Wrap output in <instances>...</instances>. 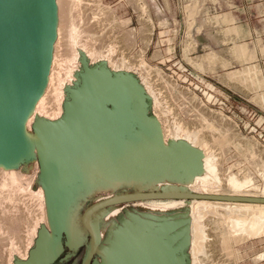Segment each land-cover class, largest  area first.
I'll return each instance as SVG.
<instances>
[{
	"label": "rangeland",
	"instance_id": "374dc122",
	"mask_svg": "<svg viewBox=\"0 0 264 264\" xmlns=\"http://www.w3.org/2000/svg\"><path fill=\"white\" fill-rule=\"evenodd\" d=\"M158 1L160 3L161 9H158V7L155 6L153 0H83V3L81 4V8L83 9L79 8L80 10L78 9L74 11L76 15L78 14L80 17L82 16V19H79V27L84 26V28L86 29L84 30V34H82L81 38L85 40L84 42L82 41L83 43H86V45L89 44L88 46H86L88 47L86 50L90 49L89 51H91L93 50V48L95 51L98 50V52L96 51L97 53L93 50V54L87 51V53H89L87 54L86 59L89 65L92 68L98 65V63L101 62V55L102 57L107 59L108 66L112 71H114L115 68L120 65L122 66V68H124L123 70H125L126 73H129L131 75L133 74L134 78L137 81L139 80L138 83L140 82L139 84L143 88L145 87V95H147L146 98L148 99L149 116L156 119L161 126L162 141L160 140L161 142H159L158 140H155V142L158 151H162V153L158 152V155H155L153 153H149L148 151H143V153H138L140 154L138 155V157L133 158V162L131 161V158H127L123 161V169L114 176L99 179L93 186V192L91 194L87 192V189L89 187H92L95 179L90 176V178L86 180L92 182H90L89 184H81L80 186L71 189L68 192L67 197H65V194L60 196V199H62V202L60 204H62L63 202H66L67 204L64 207L60 206L59 204L60 207L56 209H50V195L45 178L43 176V168L41 166L38 155L35 157L34 155L32 156L30 154L31 157L21 160L20 162H18V164L17 162H12L13 164L3 163L6 167L10 165V167H8L11 168V171L15 170L14 176L16 180L14 181L18 183H15L13 181V184L10 185V183H12L10 181L4 180L5 183H3L4 181H0V183H2L0 184V186L3 185L4 187H2L4 189H6L8 186L16 187V189L14 187H10L11 189L8 188L6 189V191L3 190L5 193H0V208H2L1 206L6 207V209L2 208L4 209V211L6 210V213H4V211L0 209L1 212L3 211L2 214L0 212V218L2 219L3 213V216H6L7 214V216L10 217V215L14 216L15 214V217H18L21 209L24 210L25 216H28L32 212V214L28 216L29 218L30 216H32L31 218H33L34 216L37 218L38 214L39 216L37 219L38 222L36 221V223L33 224L34 228H36L34 229L35 232L32 231L34 233L28 235V237L24 236L21 241L19 239L20 243L19 241H17L18 239L15 241L16 243H11V250L8 247L9 244L7 246H3L2 250L0 251V264H2V262L3 264H9V261L10 263L15 264V261L17 260H25L22 259L24 258V250H27L28 256L30 249H32L35 245L38 231L42 226H46L51 232H57V230L60 229V231H62L63 233V243L66 249L65 254L61 258L57 259L53 264H82L87 254V250L90 246V233L88 228L84 226L82 222L84 211L92 204L113 196L133 192H142L141 186L143 184L151 181V179L160 177L163 173H166V165H168L172 169V165L175 164H177L178 166H185L183 168H180L179 170H176V172L173 173L171 177L168 175L167 177L157 181L154 185H152V187H150V189H148V192L182 191L185 193L209 195L206 194V191H204L201 187L197 185V187H191L189 184V179H191L193 183L195 178L198 176L206 177L207 169L205 165L203 168L197 169L194 175H191V177L187 176V171L189 170V168L192 166L196 168L197 162L193 164L190 163L191 161H194L193 159L190 160L193 155L185 148H183V146L179 145V141H181L182 139H192V137L194 136L193 139L195 141V145L200 151H202L203 156L204 151H206V148L209 147V145H216L217 147L212 146L214 147L212 148V150H214L213 153L211 149H207L206 153H211L210 155H214V158L217 157L218 159L215 158L217 159V163L219 162L218 160L220 156V160L222 163L221 172L223 171V174H221V176L223 177H225V173L229 172L228 170H230L231 166L234 167L233 169L231 167V171L235 173L239 171L238 167H236L238 165L243 168L246 166H251L252 172L254 171L255 165L253 166V161H255V159L251 158L253 159V161H250V156L248 157L247 155H245V157L244 155H242V153H244L242 151V148H237L236 145L235 147L233 145L235 144L234 142L232 144L227 143L226 146L224 142H221L222 129L216 128V120L218 117L227 118L226 122H228L227 124L228 127H230L231 132L230 137H232L233 140H239L236 136L238 134L239 137L253 140L254 143L258 144L255 147H258V149L260 150H264V133H261L260 131L256 133H249V131H244L243 125L245 124L247 119L245 118V115L239 110V108H242L241 111L244 112L246 111L245 109L252 108L258 112L259 116H261V114L264 113V106L257 102L256 96L264 92V88L258 91H251L244 86L242 87L232 82L229 83L228 80L229 72L237 69H243L247 65H249L242 62L240 58H237L234 52L235 45L244 42H240L238 35L235 39L232 35L236 32L231 30L230 28L222 30L224 29V26L228 25V22H221V19L224 16L220 13H216L215 11L211 12L210 9L205 6L204 2H202L201 0ZM213 1L214 4L218 3V0ZM217 17L222 18L220 19ZM88 27L91 28L89 30L90 33H88ZM212 29L216 31L212 32ZM131 34L135 35V38L134 36L132 37ZM59 35V38H61L60 36H63L64 38V35ZM128 35L130 39H125ZM123 37L125 41L123 40ZM133 38L135 40H133ZM130 40H133L131 41L132 43L130 42ZM89 41H92L94 44H91ZM119 41L123 44V47H120V45L122 44ZM129 42L131 44H129ZM111 44H115L117 46L116 51L113 53V55H110V52L108 50L109 45ZM91 45H94L93 48L91 47ZM61 46L63 47V45ZM61 46H58L60 47V53L64 52L65 54L63 53V56L67 55L64 51L65 47L61 49ZM99 51H101L102 53H100ZM209 53H216L215 55L217 56L209 60L206 58ZM111 58H113V60ZM204 58L207 60H205ZM83 62L86 63L85 60ZM125 62L127 63V66H124V64H126ZM200 62L202 63V67L199 64ZM68 63L71 64L72 62ZM112 63L114 66L112 65ZM250 64L257 65L258 70L260 68L259 74L261 75H259V77L261 76L263 81L264 58L263 60H259L255 57V59ZM54 65H56V63H54ZM75 65L80 67L81 71H83L82 60L76 59ZM58 66V64L54 66L56 67L55 69H57ZM128 69H130V71ZM257 83L258 82L256 80V84ZM48 85L49 88L52 89L50 87V82L48 83ZM225 97H229L231 103L234 105V109L230 113L223 111V109L221 108L223 98ZM239 103L241 104L238 105ZM52 104H49V106ZM35 109L38 110V108ZM36 110L33 109L34 112H36ZM162 111L165 112L163 113ZM204 117L206 119H211V122L212 120H215L216 122L214 124H211L208 120H204ZM167 120L168 122L170 121L169 123L172 124V127L169 126ZM207 122L210 123V125ZM31 123L33 124V122ZM30 124L28 125V127H30L31 129L27 128V130L30 132L29 135L34 136L35 133H32V124ZM165 124L170 127V131L173 129L176 133L172 131L171 134L170 132H168L170 134L168 135V133L165 132ZM220 126L222 127L223 124L217 127ZM180 128L181 130H183H179ZM173 135L175 136V138H177L176 140H178L176 144H172V142L170 141V138ZM195 136H197L198 138L205 137L207 139V142L210 141L209 143L211 144L206 145L205 140H200L201 138L197 139V137L195 138ZM147 137L145 138V140H148L149 137ZM141 141H144V139L140 140V143ZM221 146L225 150H222ZM236 148L241 150H237ZM226 153L228 154L226 155ZM263 156L264 153L262 155V158H264ZM184 160H188L186 162L187 165L185 162L183 163ZM13 165L17 169H14ZM15 174L17 175V178ZM0 179L3 180V177ZM257 179L259 180L258 183H263V180L260 178V176H257ZM7 182L9 183V185ZM22 183L24 185H22ZM2 187L0 188L2 189ZM19 187L23 189L30 188V191H27L26 189L23 190ZM198 187L200 188V190L197 189ZM20 189L22 190L21 192L26 193H20ZM12 191L15 192L13 193ZM9 192L10 194H8ZM31 192L32 194L35 193V195H30ZM27 193H29V195H27ZM3 196H6V198L4 199ZM23 196L25 198L29 197V199L25 201L26 199L24 200ZM11 198H13V200ZM36 198H38V201L35 200ZM55 198L56 197H54V199ZM22 199L25 202H23ZM2 200L5 202V204H3L4 202ZM194 200L228 202L227 200L211 199H154L116 204L96 210L92 213V224L96 228H98L100 234L101 243L99 245V248H102L107 244L114 227L121 226L126 219H132L134 220L133 222L135 224L144 223L147 224L149 228L154 232H161V235L164 237L166 244L168 243L169 245H171L169 247H172L176 251V255L180 258V262L178 264L203 263V261H198L199 254L197 255V252H199L201 256L204 252H202L201 250L203 249L206 252L207 247V252H209L210 254L209 260L211 261L206 264H211V262L212 264H264V259L262 258V256L264 257V233H261L256 238L243 240V242L237 241L236 243V240H233L231 243L232 246L234 245L233 247L230 245L231 247L228 248V245H221V243L219 242V238H216L218 232L214 227V223H210L209 225L207 223L209 219H206L207 221L205 222L200 221L201 218L203 220L206 217H200L197 214L193 213V210L191 209V201ZM26 202H28L29 208L31 207L30 209L27 208V204L26 206L21 208L22 205H25ZM8 204L9 206H6ZM10 204H12L11 206H17L18 204L19 207L21 206V209L17 206V208L20 209L18 210L17 208H15L16 211L18 210L17 213L14 209V206L11 207ZM42 205H45L44 209L40 208L43 207ZM25 207L27 208L29 214L27 210V213H25ZM7 209H12L10 211L11 213ZM41 209H43L44 212L46 211V213L40 212L42 211ZM13 210L14 212H12ZM7 212L10 214H8ZM33 212L35 214H33ZM43 213L44 215L46 214V218L45 216L42 217ZM20 215L22 216L21 213L19 214V216ZM198 218L200 220H198ZM1 222L2 221L0 220V224H2L0 225V227H3L4 223ZM53 222L58 225V228L54 226ZM64 222L69 223L70 226L73 223V226L71 227L76 229L77 234L83 240V243L80 247H76V245L74 246L68 243L67 235L65 232H63ZM199 225L200 227H198ZM204 225H206L207 227ZM202 228H206L207 231L212 234L210 235L208 232L202 231ZM194 229L195 233L197 232L196 235L194 233ZM0 231L2 232V229ZM29 236L32 238V241H30L31 238ZM194 237L196 239H194ZM202 237H204L205 240H203ZM207 239H209L208 242ZM210 239L213 241V243L212 241H210ZM22 241L24 244L21 243ZM16 244L19 246H17ZM193 244H197L200 251L197 246ZM13 245L16 247H14ZM201 247L203 248L201 249ZM17 248L19 249V251ZM22 249L23 251L20 252V250ZM234 249L235 251H238L236 252L237 254L235 253ZM8 250H10L12 254ZM230 251H232V254ZM2 252H4L3 255ZM5 252L9 254L10 258L12 256L13 258L10 259L6 257V255L8 256V254H5ZM98 253L99 252L97 251L95 258L101 260ZM182 253L185 255L184 257ZM195 253L197 256L195 255ZM229 254L232 258L229 256ZM1 255L5 257L6 260L1 257ZM259 255L261 256L259 258L260 260L257 259ZM202 257L204 258L203 255ZM203 258H201V260ZM195 260H197V263L194 262Z\"/></svg>",
	"mask_w": 264,
	"mask_h": 264
},
{
	"label": "bare ground",
	"instance_id": "6f19581e",
	"mask_svg": "<svg viewBox=\"0 0 264 264\" xmlns=\"http://www.w3.org/2000/svg\"><path fill=\"white\" fill-rule=\"evenodd\" d=\"M153 1L155 3V6L158 7V9H161L159 1L158 0H153ZM82 3H83V0H55V2H54L56 38H55L53 52H52L50 71L48 74V79H47L45 87L32 100V105H33L34 101H36V99H37L33 109L36 110L35 108H38V110H36V112H34L32 109L31 114L28 118V122H27V128H30V127H28V125L31 122H33V123L35 122L36 131H37L34 134V136L29 135V136H31L30 138H32V142H31L32 147L30 150V154L32 156L34 155L35 157L38 155V153L40 154L43 165L45 166V172H47V174L49 175L48 177H49L50 190H52L54 192H57L58 188L60 187L64 174L72 173V171H74L75 168H79V167L83 168L85 166H88L92 162L95 161L94 159H99L100 157H103L105 155V153H100V149L98 148L99 145L92 142L95 139L90 140V143H87L86 140L88 138V134L86 135V131H85L83 125H81V127H76V124L79 121H76L75 119H73V115L80 108H82L88 101H90L94 94H96L98 92L109 90L114 85H120L122 83H127V81L122 80V77L127 76V78L129 80H131L133 83L137 84L139 87H141L145 91V89H144L145 87L143 88L139 84L140 82L138 83L139 80L137 81L132 75H129V73L125 74L126 72H125V70H123L124 68H122V66L116 65L117 67L115 68L114 71H112L108 66L107 59H105L101 55H100V57H101L100 61L101 62L98 63V65L96 67H93V68L89 67L86 70V72L84 73V77L87 78L88 83L82 85V83H81V72L82 71H81L80 67L75 65V60L80 59V60L84 61L87 57V54L89 52H91V54H93V50H94V48H93L94 45L93 46L91 45L93 50H91V51H89L90 49L86 50L88 48L86 46H88L89 44L86 45V43H83L85 40L81 39L82 34H84V30H86V29L84 28V26L83 27L80 26L83 29L79 27V25H78L79 19L80 18L82 19V16L80 17L78 14L76 15L74 10H78L79 8H81ZM81 9H83V8H81ZM217 18H220V17H217ZM222 19H221V22L224 21V23L225 22L227 23L230 20L226 16L223 20ZM230 22H233V21H230ZM230 22H228V23H230ZM80 25H81V23H80ZM85 26H87V25H85ZM90 29L91 28L88 27V33H90V31H89ZM234 29L235 28H233L231 30L234 31ZM59 34L64 35V38H63V36H60ZM85 34H87V33H85ZM133 34H134V32H133ZM58 35L61 38H59ZM133 36L135 38V35H132V37ZM124 37H123V40H124ZM126 37L127 38H125V39H130L129 35ZM134 38H133V40H135ZM123 40H121V41H123ZM133 40H130V42ZM130 42H129V44L132 43V42L131 43ZM90 43L94 44L92 41ZM61 45H63V47H65L64 51L67 54L65 56H63L65 54L64 52H63L64 54L60 53V47H58V46H61ZM121 46L123 47V44L120 45V47ZM124 46H126V45H124ZM63 47L61 49H63ZM116 48H117V46L115 44L109 45V48H108V50L110 52L109 54L113 55V53L116 51ZM250 48H249L248 44H246V43H239V44L235 45L234 52H235L237 58H240L242 62L247 63L249 65H247L243 69H237V70L229 72L228 80H229V83L232 82L236 85L238 84L239 86H242V87L244 86L248 90H251V91L257 90L258 91V90L264 88L263 87L264 86V83H263L264 80L262 81L261 76L259 77V75H261V74H259L260 68L258 70L257 65L250 64L256 57V54H255L256 52L254 53V51H252ZM87 51H89V52L87 53ZM96 51L98 52V50H96ZM96 51L94 50V52H96ZM262 51H264V48L262 49ZM99 52L102 53L101 51H99ZM215 54L209 53L208 56H206V55L205 56L207 59L210 60V59H213L217 56ZM97 55H99V54H97ZM111 59L113 60V58H111ZM204 59H202V60H204ZM207 59H205V60H207ZM68 62H72V63L70 64ZM202 62H205V61H202ZM54 63H56V65L57 64L59 65L57 69H55L56 67H54V66H56V65H54ZM113 63H115V62H113ZM113 63H112V65H113ZM199 64L202 67V63L200 62ZM122 65H123V63H122ZM113 66H112V68H113ZM124 66H127V63L124 64ZM128 70L130 71V69H128ZM256 80L258 82L257 84H256ZM49 82L51 84L50 87L52 89L49 88V85H48ZM73 89H74V91L72 93L73 98H72V100H70L66 104V107H65V105H64L65 101L70 98L69 91L70 90L72 91ZM146 97H147V95H146ZM256 98H257L256 99L257 102L259 104H261L262 106H264V92L258 94L256 96ZM49 104H52V105L49 106ZM162 112L164 113L165 111H162ZM218 118L216 120L217 122L215 120H212V122H211V119H209V118L206 119L205 117H204V120H206V121L208 120L211 124H214L216 122L217 126L223 124L222 127L216 126V128L222 129V134H221L222 135L221 136L222 141L221 142H224L226 144V146H227V143L232 144L234 142L235 143V144H233L234 146L236 145L237 148H242V151L244 152V153L241 152L242 155H244V156L247 155L248 157L250 156L249 157L250 161L251 160L253 161V159H251V158H254L255 159V161H253L254 164L251 163V164H253V166L255 165L254 171L252 172L251 166L247 167L245 165L246 167L243 168L237 164L238 166H236V167H238L239 171H237V173H235V172L231 171L232 166L230 165L231 167H230V170H228L229 172L224 174L225 177L221 176V174H223L222 173L223 171L221 172V170H222L221 164L222 163L220 160V156H219V160H218L220 163L219 162L217 163V161H216L218 159L217 157H215V158H217V159H215L213 154H212L213 156H211L210 155L211 153H208V152L206 153L207 149H209V150L211 149V151L213 153L214 150H212V148H214L216 145L214 146L213 144L209 143L210 142L209 140H208L209 142H207V139L205 137L204 138H202V137L198 138L197 136H195V138L197 137V139L201 138L200 140H205L206 145H209V144H211V145H209V147L206 148V151H204V156L202 155V157H200V159L196 163L197 164L196 168H194L192 166L187 171L188 172L187 176L191 177V175H194V173L196 172L197 169L203 168L206 165V169H207L206 177H199L198 176L195 178L193 183H192V180L189 179L190 186L193 187V186L197 185V186L201 187L204 191H206V194H209V195L264 199V158H262L264 150H260V149H258V147H255L258 144L254 143L253 140L244 139V137L243 138L239 137L238 134L236 136L238 137L239 140H237V139H236L237 141L233 140L232 137H230L231 132H230V127H228V124H227L228 122H226L227 118H224V117H220L219 119ZM48 120L56 121V122H48ZM167 122H168V120H167ZM210 123H208V124L210 125ZM150 125L152 127L151 130H152V138L153 139H150V137H149L148 140L141 141L140 144L143 147H149L151 153L158 155V152L162 153V151H158V148H157L156 142H155V140H157V137H158L157 131H156L157 125H156L155 121L151 122ZM165 125H166L165 132H167V133L170 132V134H171V132L174 131L173 129L171 131L169 129L170 127H172L171 126L172 124L169 123L170 127H168L167 124H165ZM212 126H214V125H212ZM176 130H178V129H176ZM179 130H181V128ZM184 131H185V129H184ZM219 131H221V130H219ZM170 134L168 133V135H170ZM174 135L171 136V138H170V141L172 142V144H174V143L176 144L178 141V140H176L177 138H175ZM193 138H194V136L192 137V139H186V140L182 139L181 141H179V145L183 146V148H185L187 151H189L194 156L195 153L199 152L200 150L196 147L195 141ZM34 139L38 141L37 142L38 144L35 143ZM102 141L105 143V145H104L105 147L103 146V148L106 150V152L108 154H110L112 156L113 160L115 159V161L117 162L118 158L116 159V157H114V155H115L114 152L116 150H114V148H112V147L111 148L109 147V144L107 143L108 142L107 135L104 132L102 135ZM212 146H214V147H212ZM223 149L224 148L222 147V150ZM204 150H205V148H204ZM237 150H241V149H237ZM257 150H259L261 153L263 151L262 155ZM163 153H165V152H163ZM227 154L228 153H226V155ZM226 155H224V156H226ZM260 155H261V157H260ZM232 156H234V155H232ZM241 158H242V156H241ZM247 161H249V160H247ZM234 163H233V165H234ZM5 164H0V178L3 177V180L0 179V181L1 182L4 180L10 181V182H12V183H10V185H11V184H13V181L16 180L15 176H14L15 170L11 171V168H9L10 165H8L9 167L8 166L6 167V166H4ZM123 165H124V162L119 161L117 164H115V166H113L112 168H109L108 170H105L106 169V166H105L100 171L92 173L90 176L92 178H94L95 181H94L92 187H89L87 189V192L91 194L93 192V190H92L93 186L96 184V182L99 179L109 178L111 176H114L115 174L119 173L123 169V167H124ZM13 167H14V165H13ZM233 168L234 167H232V169ZM14 169H17V168L14 167ZM170 169H172V168L169 167L168 165H166V168H165L166 172L169 171ZM168 175L171 177L172 173H169ZM257 176H260V178L263 180L262 184L258 183L259 180L257 179ZM16 178H17V175H16ZM5 181L3 183H5ZM7 183H6V185H7ZM15 183H18V182H15ZM0 184H2V183H0ZM8 185H9V183H8ZM14 185H19V184H14ZM22 185H24V184L22 183ZM2 186H0V187H2ZM3 187H2V189L0 188L2 190V191L0 190V193L4 192L3 190L6 191V189H8L10 187H12V188L14 187L16 189L15 186H10V187L5 186V187H7L6 189H4ZM26 187H28V186H26ZM29 187H30V184H29ZM199 187L197 189L200 190ZM19 188H21V187H19ZM21 189H23V188H21ZM21 189H20V193H24V192H21L22 191ZM25 189L28 191L30 188L29 189L25 188ZM25 189H23V190H25ZM32 192L30 193V195H32V196L35 195V193L32 194ZM8 194H10V192ZM24 194H22V195H24ZM27 195H29V193H27ZM27 195H26V197H27ZM32 196H31V198H32ZM5 198H6V196L4 197V199ZM11 199L13 200V198H11ZM27 199H29V197L28 198L24 197L25 201H27ZM37 199L38 198H36L35 200H37ZM39 199H41V198H39ZM19 200H20V197H19ZM24 200H23V202H25ZM2 203H1V205H2ZM3 204H5V202ZM15 204H16V202H15ZM26 204L28 205V202H26L25 205L23 204L22 207L21 206L20 207L23 208L24 206H26ZM66 204H67L66 202H63L62 204H60V206L64 207ZM191 204H192L191 209L193 210L194 214H197L200 217H202V216L206 217L203 220H202V218H201V220L198 218V220L205 222V221H207L206 219H209L207 222L209 225H210V223H214V227H215V229H217V232H218V235H216V238L217 237L219 238V242L221 243V245H223V244L228 245V248L232 246L231 243L233 240H236V243H237V241L243 242V240H247L249 238H256L261 233L262 234L264 233V202H248V201L247 202L246 201L245 202H240V201L219 202V201H210V200H194V201H191ZM11 205L12 204H10V206ZM6 206H9V204ZM13 206H11V207H13ZM15 206H14V209L17 208L18 204L16 207ZM42 206L43 207H40V208L44 209L45 205H42ZM1 207L6 209V207H3V206H1ZM20 207L18 206V208H20ZM2 208H0V209L4 211V209H2ZM27 208H29V205ZM27 208L25 207V213L28 212ZM20 209H18V210H20ZM43 209H41L42 211H40V212H44ZM1 210H0V212H1ZM11 210H8V211L10 212ZM26 210H27V212H26ZM5 211H4V213H6ZM15 211H16V209H15ZM31 211H32V209H31ZM2 212H1V214H2ZM12 212H14V210ZM4 213H3V215H4ZM10 213H8V214H10ZM20 213L22 214V216L21 215L19 216ZM20 213L18 214V217H15V214H14V216L10 215V217H8L6 214V216L2 215V219L4 217L3 220L0 218V220L4 223L3 224L4 226L0 227L2 229V232L0 231V251L2 250L3 246H7L8 244H9L8 245L9 249L10 248L12 249V247L10 245L11 243L15 242L17 239H18L17 241H19V239L21 241V239L24 238V236L28 237V235H31L32 233L35 232L34 229H36V228H34L33 224L36 223V221L38 222L37 219H38L39 214H38L37 218L35 216L33 218H31L32 216H30V218H29L28 216L30 214H32V212L30 214L28 212L29 215L25 216L24 210L21 209ZM44 213H46V211ZM44 213L42 214V217L46 215V214L44 215ZM23 214H24V216H23ZM33 214H35V213L33 212ZM40 216H41V214H40ZM90 216H91V214L87 218V221L91 226H93L91 224V221H90ZM45 218H46V216H45ZM39 223H38V225H39ZM207 223H206V225H207ZM0 225H2V224H0ZM196 225H198V224H196ZM196 225H195V228H196ZM206 225H204V226H206ZM63 227H64V232L67 235L68 243L72 244L74 246L76 245V247H80L82 245V240L78 237L74 228H72L69 223H65V222L63 224ZM198 227H200V225ZM202 229H203L202 231L208 232L206 228L205 229L202 228ZM45 230H46V227L44 228L43 231H45ZM32 231H34V232H32ZM200 231H201V229H200ZM159 233L154 232L147 225L135 224L133 221L128 220L124 223V225L122 227H116L113 230L112 236H111L108 244L104 248L99 249V247H98V252H99L98 254H99V257L101 258V260L97 259L95 261V264H147L149 262H151L152 264H157V262H154L152 260L151 254H159L160 256H162L165 264H178L180 262V259L174 258L172 250L170 249L169 245L167 246L164 237L161 235V232H159ZM194 233H195V229H194ZM196 233H195V235H196ZM207 237H209V236H207ZM207 237H205V238H207ZM202 238H203V240H205L204 237H202ZM194 239H196V238L194 237ZM208 240L209 239H207V242H208ZM20 241H19V243H20ZM30 241H32V238ZM210 241H212V240L210 239ZM21 243H23V241ZM212 243H213V241H212ZM215 243H216V241H215ZM193 245L197 246V244H193ZM198 245H199V243H198ZM204 245H206V244H204ZM17 246H19V245H17ZM200 246H201V244H200ZM14 247H16V246H14ZM28 247H29V244H28ZM203 247H201V249ZM197 248H198V246H197ZM205 248H206V246H205ZM5 249H7V248H5ZM23 249L20 250V252L23 251ZM195 249H196V247H195ZM198 249H197V251H198ZM207 249H208V247H207ZM207 249H206V252L203 249L201 250L202 252L204 251L202 254L204 256V258L202 257V255L200 256L199 252H197V255L199 254V258L200 257L203 258L202 260H201V258L199 260V258L197 257L198 261L199 262L203 261L204 264L211 261V260H209L210 254H209V252H207ZM10 250H8V251L10 252ZM59 250H60V248H59ZM18 251H19V249H18ZM199 251H200V249H199ZM234 251H235V249H234ZM7 252H5V254ZM230 252L232 254V251H230ZM236 252H238V251H235V253ZM3 254H4V252H2V255ZM2 255H1V257H3ZM182 255H183V257L185 256L183 253H182ZM195 255H196V253H195ZM28 256H27V250L25 249L24 250V258H22V259L26 260V259H28ZM229 256L231 257L230 254H229ZM6 257L10 258L9 254H8V256L6 255ZM260 257L261 256L259 255L257 259L260 260L259 259ZM3 258L5 259V257H3ZM11 258H13V256ZM262 258L264 259L263 256H262ZM10 259H7V260H10ZM0 261H1V259H0ZM196 261L197 260H195L194 262H196ZM4 263H6V262H4ZM7 263H8V261H7ZM203 263H200V264H203ZM2 264H3V262H2ZM9 264H12V263H10V261H9ZM211 264H212V262H211Z\"/></svg>",
	"mask_w": 264,
	"mask_h": 264
},
{
	"label": "water",
	"instance_id": "95a60500",
	"mask_svg": "<svg viewBox=\"0 0 264 264\" xmlns=\"http://www.w3.org/2000/svg\"><path fill=\"white\" fill-rule=\"evenodd\" d=\"M54 2L55 0H0V164L18 163L31 157L32 138H30V132L27 130V122L37 101L36 99L32 105V100L45 87L50 71L56 38ZM85 62L82 61V85L88 83L84 73L89 67L92 68L87 59ZM132 76L134 77L133 74ZM122 80L127 81V83L114 85L109 90L94 94L91 100L73 115V119L79 121L76 127L84 126L86 135L88 134L87 143L95 139L92 142L99 145L100 153H105L103 157L94 159V162L83 168H75L70 174H64L60 187L57 192H54L50 190L49 175L45 172V166L38 153L50 195V209L60 207L59 204L62 202L60 196L65 194L67 197L71 189L92 182L86 180L90 178L92 173L100 171L105 166V170H108L115 166L118 161H124L127 158H131L133 162V158L138 157L140 152L148 151L151 153L149 147L140 145V140H145L147 136L153 139L151 122H156L157 140L162 141L160 123L149 116L148 99L145 91L129 80L127 76L122 77ZM73 91L74 89L69 91L70 98L65 101V107L72 100ZM48 122L56 121L48 120ZM32 129L33 134L37 132L35 122L32 124ZM103 132L107 135L109 147L116 150L114 157L118 158L117 162L103 148L105 145L102 141ZM34 141L38 144L37 140L34 139ZM202 155V151L195 153L190 159L194 161L190 163L198 162ZM187 161L184 160L183 163ZM172 166L173 169L143 184L141 186L142 192L113 196L92 204L84 211L82 222L89 230L90 246L82 264H95L97 260L95 255L101 238L98 228L95 226L93 228L88 223L87 218L101 208L154 199L264 202V199L261 198L204 195L182 191L148 192V189L157 181L167 177L169 173H175L176 170L185 165L178 166L175 164ZM54 197L56 198L54 199ZM53 224L58 228L56 223L53 222ZM45 227L42 226L38 231L35 245L30 249L28 259L17 260L15 264H53L65 254L62 231L58 229L57 232H51L47 227L43 231ZM170 249L174 258L178 259L176 251L172 247ZM151 258L157 264H165L164 259L159 254H151Z\"/></svg>",
	"mask_w": 264,
	"mask_h": 264
},
{
	"label": "crops",
	"instance_id": "0c3cea01",
	"mask_svg": "<svg viewBox=\"0 0 264 264\" xmlns=\"http://www.w3.org/2000/svg\"><path fill=\"white\" fill-rule=\"evenodd\" d=\"M201 1L204 2V5L207 6L211 12L215 11L216 13L223 15L224 18L225 16L228 17V19H230L228 22L233 21L224 26V29L222 30L235 28L234 31L236 33H234L232 36L236 39L238 35L240 42L248 44L249 48L251 47L250 49L254 51V53L256 52V58L263 60L264 55L262 49L264 48V0H218V3L216 4H214L213 0ZM215 31L212 29V32ZM128 220L134 221L132 219H126L124 223ZM90 221L92 224V214L90 216ZM124 223L121 226L116 227H122ZM71 226H73V223ZM116 227L112 229V232ZM74 230L76 232L75 228ZM79 238L81 239V237Z\"/></svg>",
	"mask_w": 264,
	"mask_h": 264
},
{
	"label": "built area",
	"instance_id": "2783aa9c",
	"mask_svg": "<svg viewBox=\"0 0 264 264\" xmlns=\"http://www.w3.org/2000/svg\"><path fill=\"white\" fill-rule=\"evenodd\" d=\"M239 103L238 105H240ZM238 107V106H236ZM223 111L225 112H232L234 109V105L231 103L230 98H223L222 101V107ZM238 109V108H237ZM242 109V108H241ZM241 109L239 108L240 112L245 115V118L247 119L245 124L243 125L244 131L249 133H256L260 131L261 133H264V113L261 114V116L258 115V112L255 109L248 108L245 109L246 111L242 112ZM241 114V115H243ZM241 132V130H240ZM264 146V145H263Z\"/></svg>",
	"mask_w": 264,
	"mask_h": 264
},
{
	"label": "trees",
	"instance_id": "16d2710c",
	"mask_svg": "<svg viewBox=\"0 0 264 264\" xmlns=\"http://www.w3.org/2000/svg\"><path fill=\"white\" fill-rule=\"evenodd\" d=\"M106 246V245H105ZM105 246H103L102 248H104ZM102 248H99V249H102Z\"/></svg>",
	"mask_w": 264,
	"mask_h": 264
}]
</instances>
